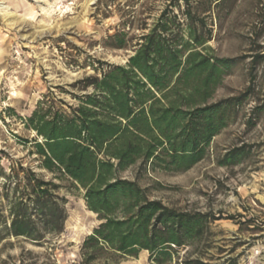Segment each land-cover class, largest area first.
Masks as SVG:
<instances>
[{"label": "rangeland", "instance_id": "374dc122", "mask_svg": "<svg viewBox=\"0 0 264 264\" xmlns=\"http://www.w3.org/2000/svg\"><path fill=\"white\" fill-rule=\"evenodd\" d=\"M1 3L5 8L0 10V264H264V114L247 130L253 98L243 103L236 120L213 138L205 158L190 169L165 170L158 164L145 169L137 163L122 173L138 180L151 199L179 212L209 214L201 237L186 239L158 259L147 250L128 255L85 245L102 220L89 210L82 187L58 180L41 167L35 148V140L41 139L26 125L41 102L70 113L81 96L92 92L83 89L86 78L100 76L109 64L125 65L140 36L171 5L185 41L189 28H196L207 40L200 49L238 59L213 100L238 94L251 83V56L264 53V0ZM122 40L125 46L119 48ZM254 72V85L263 97L264 58ZM244 142L250 144L246 159L233 166L218 164L217 158ZM32 171L60 184L57 194L60 202L64 199L67 214L63 231L49 233L27 201L30 226L45 232L41 240L10 231L18 192Z\"/></svg>", "mask_w": 264, "mask_h": 264}, {"label": "trees", "instance_id": "16d2710c", "mask_svg": "<svg viewBox=\"0 0 264 264\" xmlns=\"http://www.w3.org/2000/svg\"><path fill=\"white\" fill-rule=\"evenodd\" d=\"M172 7L140 36L125 65L109 64L100 76L86 78L83 89L92 92L81 96L70 113L41 102L26 119L41 139L35 140L41 167L58 180L82 187L89 210L99 214L102 222L85 241L93 250L107 247L128 255L147 250L158 259L169 256L186 239L201 237L209 214L179 212L151 199L138 180L122 173L137 163L145 169L158 164L165 170L186 171L205 158L210 142L236 120L245 101L254 100L247 130L264 114V96L254 85V68L264 53L251 56V83L245 90L213 100L238 59L200 49L207 40L196 28H189L185 41ZM124 46L122 40L118 47ZM249 148L246 142L236 145L217 162L239 164ZM59 187L53 179L30 172L28 183L18 192L11 234L43 238L45 232L30 226L27 201L49 233L62 232L67 214Z\"/></svg>", "mask_w": 264, "mask_h": 264}, {"label": "bare ground", "instance_id": "6f19581e", "mask_svg": "<svg viewBox=\"0 0 264 264\" xmlns=\"http://www.w3.org/2000/svg\"><path fill=\"white\" fill-rule=\"evenodd\" d=\"M3 8H5V7H3L2 6V3L0 4V10H3ZM5 13H6V11H5ZM9 14H10V12H9Z\"/></svg>", "mask_w": 264, "mask_h": 264}]
</instances>
